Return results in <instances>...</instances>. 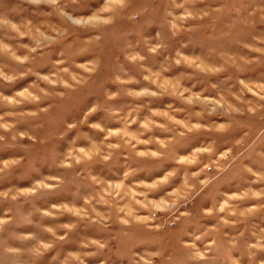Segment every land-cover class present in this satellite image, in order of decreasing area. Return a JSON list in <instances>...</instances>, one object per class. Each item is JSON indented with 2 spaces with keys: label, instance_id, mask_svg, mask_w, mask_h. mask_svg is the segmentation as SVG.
I'll return each instance as SVG.
<instances>
[{
  "label": "rangeland",
  "instance_id": "1",
  "mask_svg": "<svg viewBox=\"0 0 264 264\" xmlns=\"http://www.w3.org/2000/svg\"><path fill=\"white\" fill-rule=\"evenodd\" d=\"M0 264H264V0H0Z\"/></svg>",
  "mask_w": 264,
  "mask_h": 264
}]
</instances>
